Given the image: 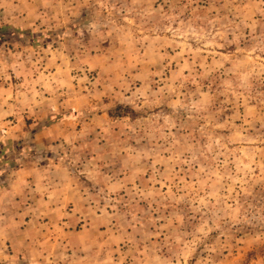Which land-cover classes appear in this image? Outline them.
Instances as JSON below:
<instances>
[{"label":"rangeland","instance_id":"374dc122","mask_svg":"<svg viewBox=\"0 0 264 264\" xmlns=\"http://www.w3.org/2000/svg\"><path fill=\"white\" fill-rule=\"evenodd\" d=\"M2 26L0 231L52 264H264V0H0Z\"/></svg>","mask_w":264,"mask_h":264},{"label":"crops","instance_id":"0c3cea01","mask_svg":"<svg viewBox=\"0 0 264 264\" xmlns=\"http://www.w3.org/2000/svg\"><path fill=\"white\" fill-rule=\"evenodd\" d=\"M3 217L1 216V218ZM1 222L3 224L0 223V228L4 229L7 222L2 220ZM45 240L39 238L36 241L28 234L9 233L6 235V231H0V264H52L55 262V250L46 245ZM69 241L68 237L61 244L66 248V244H70ZM81 258L87 260L86 256Z\"/></svg>","mask_w":264,"mask_h":264},{"label":"trees","instance_id":"16d2710c","mask_svg":"<svg viewBox=\"0 0 264 264\" xmlns=\"http://www.w3.org/2000/svg\"><path fill=\"white\" fill-rule=\"evenodd\" d=\"M11 30H12V28L8 27V26L0 27V31L4 32V37H7Z\"/></svg>","mask_w":264,"mask_h":264}]
</instances>
